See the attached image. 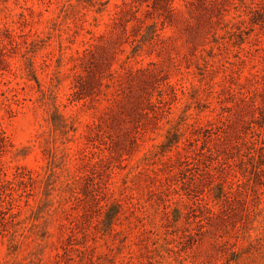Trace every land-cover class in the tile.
Returning a JSON list of instances; mask_svg holds the SVG:
<instances>
[{
	"label": "rangeland",
	"instance_id": "374dc122",
	"mask_svg": "<svg viewBox=\"0 0 264 264\" xmlns=\"http://www.w3.org/2000/svg\"><path fill=\"white\" fill-rule=\"evenodd\" d=\"M171 3L0 0V264H264V0Z\"/></svg>",
	"mask_w": 264,
	"mask_h": 264
},
{
	"label": "trees",
	"instance_id": "16d2710c",
	"mask_svg": "<svg viewBox=\"0 0 264 264\" xmlns=\"http://www.w3.org/2000/svg\"><path fill=\"white\" fill-rule=\"evenodd\" d=\"M159 1V4H162L163 2L168 4V10H169V13L173 12L174 11V8L172 6V0H158ZM186 5L189 7H194V8H197V10H199V13L197 14L198 18L201 20V21H206L209 16L211 15V13L213 12L212 11V8L209 7V0H184ZM227 2V1H226ZM229 3V1H228ZM224 6H222L223 8ZM247 10L253 14V20L254 21L253 23L256 24V25H259V22H262L263 19H264V15L260 14L258 9L257 8H254V7H251V6H246ZM218 9V14L217 16H219L220 18H222L224 16V12H223V9L220 10L219 7L217 8ZM258 14V15H257ZM259 21V22H258ZM170 144L167 145V148L166 150H169L173 145H175L176 143H178V141H170L169 142ZM165 152V151H163ZM121 206V204H116V210L113 212L115 216H112L111 219L114 220L115 217H117L116 215H118L119 213V207ZM110 224H112V221H110Z\"/></svg>",
	"mask_w": 264,
	"mask_h": 264
}]
</instances>
